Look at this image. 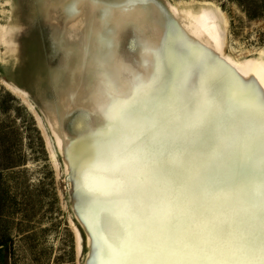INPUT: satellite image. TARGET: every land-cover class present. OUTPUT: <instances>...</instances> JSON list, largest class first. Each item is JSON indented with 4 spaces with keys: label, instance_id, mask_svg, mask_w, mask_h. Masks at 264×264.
<instances>
[{
    "label": "snow or ice",
    "instance_id": "snow-or-ice-1",
    "mask_svg": "<svg viewBox=\"0 0 264 264\" xmlns=\"http://www.w3.org/2000/svg\"><path fill=\"white\" fill-rule=\"evenodd\" d=\"M118 24L143 31L134 20ZM118 48L100 73L111 132L88 191L97 222L116 223L120 236L98 250L109 264H264V100L251 91L226 99L219 85L194 80L198 67L183 59H155L144 76L115 64ZM121 68L133 73L127 86ZM245 179L254 185L246 193Z\"/></svg>",
    "mask_w": 264,
    "mask_h": 264
},
{
    "label": "rangeland",
    "instance_id": "rangeland-1",
    "mask_svg": "<svg viewBox=\"0 0 264 264\" xmlns=\"http://www.w3.org/2000/svg\"><path fill=\"white\" fill-rule=\"evenodd\" d=\"M153 2L158 14L166 16L170 7L206 3L203 9L217 15L226 59L264 57V0ZM9 7L0 0V36L14 20L21 33L14 36L17 56L6 52L0 39V264H83L86 243L75 213V188L41 108L43 97L51 98L66 81V53L37 0H17L11 12ZM134 35L125 28L118 48L132 64L138 61ZM99 67L75 79L63 115L70 136L86 133L96 120L105 121L98 105L107 102L100 75L106 67Z\"/></svg>",
    "mask_w": 264,
    "mask_h": 264
},
{
    "label": "bare ground",
    "instance_id": "bare-ground-1",
    "mask_svg": "<svg viewBox=\"0 0 264 264\" xmlns=\"http://www.w3.org/2000/svg\"><path fill=\"white\" fill-rule=\"evenodd\" d=\"M6 1L10 4V12L17 7V0ZM37 2L47 22L53 26L54 38L60 40L68 60L64 77L66 81L54 91L51 98L43 97L41 108L54 147L75 188V213L86 243L83 264H109V252L98 250L96 244L104 239L115 245L120 236V228L116 223L102 225L97 222L88 187L90 182H94L95 176L100 175L92 173L91 166L96 161L101 138L110 134L111 127L106 119L104 122L96 120V126L82 135L67 134L63 115L69 107V96L75 79H79V74L83 77L88 69L107 67L104 61L112 53L114 45H119L125 30V27L118 24L121 21L127 24L134 20L142 25L143 31H137L134 35L138 61L132 64L125 57L128 54L122 56L118 52L115 57L117 66L121 62H129L127 65L147 76L153 70L155 59H159L161 64L165 58L183 59L198 67L199 74H194V80L199 82L203 78L219 85L226 99L251 91L258 100H264V57L256 56L234 62L226 59L222 55L223 45L217 15L203 9L208 6L206 3H191L179 9L170 7L166 16L163 13L158 14L153 0L147 4L136 5L132 12L122 9L126 0H98L95 5L90 0ZM18 29L19 23L14 20L12 24L3 27L0 36L6 44V52L13 56L18 55V41H14ZM145 41H150V44L146 45ZM131 59L133 60L132 57ZM120 78L126 86L134 80L132 71L126 68L120 69ZM106 103L100 102V112L101 105ZM253 186L252 182L245 179L240 184V190L246 193Z\"/></svg>",
    "mask_w": 264,
    "mask_h": 264
},
{
    "label": "trees",
    "instance_id": "trees-1",
    "mask_svg": "<svg viewBox=\"0 0 264 264\" xmlns=\"http://www.w3.org/2000/svg\"><path fill=\"white\" fill-rule=\"evenodd\" d=\"M1 247V246H0Z\"/></svg>",
    "mask_w": 264,
    "mask_h": 264
}]
</instances>
